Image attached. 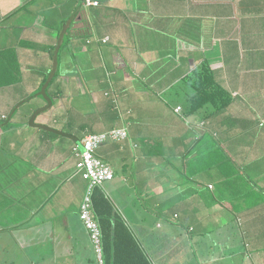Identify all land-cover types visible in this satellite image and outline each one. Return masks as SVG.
<instances>
[{"label":"crops","instance_id":"0c3cea01","mask_svg":"<svg viewBox=\"0 0 264 264\" xmlns=\"http://www.w3.org/2000/svg\"><path fill=\"white\" fill-rule=\"evenodd\" d=\"M90 1L98 5L83 0H0V80L5 72L13 77L0 85V114L22 104L11 132H28L17 135L19 146L32 142L28 152V144L14 151L0 129V232H46L44 239L48 236L45 240L51 244L47 255L30 250L25 254L17 242L18 256L29 258L24 264H99L87 250V229L78 217L86 182L75 167L74 148L82 149V125L94 132L120 125L104 115L112 108L113 94L121 106L136 105L137 111L122 119L133 136L142 137L143 152L158 138L173 152L184 139L167 136L184 137L187 132L205 138L204 145L218 144L227 162L223 171L213 168L204 174L205 169L185 166L184 157L176 161V170L163 172L172 154L168 149L157 157L147 153L134 158V167L129 153L119 152L117 145L106 143L96 150V157L115 173L101 191L151 264H177L181 252L194 254L196 246L212 252L209 262L201 264H237V259L240 264H264V127L258 125L264 121V0ZM204 61L230 102L206 119L197 112L182 120L174 109L186 110ZM35 67L43 74L37 88L29 85L37 80ZM53 68L57 75L50 90L57 105L44 114L64 134L56 145L45 146L33 137L35 129L30 130L27 121L35 108L44 106L31 96ZM75 96L79 98L73 102ZM139 96L144 99L140 106L133 102ZM177 98L182 103L171 101ZM132 142L141 148L134 138ZM148 173L157 181L139 187L136 180ZM173 198L174 219L166 222L177 233L158 239L155 229H162V217L153 209ZM147 214L154 215L155 229L146 226ZM182 226L185 236L178 235ZM1 247L4 264L19 263L18 256ZM214 250H222V255L215 257Z\"/></svg>","mask_w":264,"mask_h":264},{"label":"trees","instance_id":"16d2710c","mask_svg":"<svg viewBox=\"0 0 264 264\" xmlns=\"http://www.w3.org/2000/svg\"><path fill=\"white\" fill-rule=\"evenodd\" d=\"M83 2L86 4V0H83ZM102 42L105 43L106 41L102 40ZM55 63L57 65L56 59H55ZM56 75H57L56 68H53L52 71L49 73V75H47L44 78V80L40 83V87L38 88V90L32 94L31 97L33 98L39 97V99H42L44 106L38 110L35 108L29 115L28 121H27V124L30 130L35 129L34 131L35 135L33 137L37 138L39 142L43 143V145L45 146H50V144L56 145L57 140L62 138L64 134V132L61 131L60 129H57V128L55 129L54 126H52L48 122H45V119L41 121L39 120L38 123L35 122V119L37 120V118L40 117L42 113L46 112L54 104L55 98L53 94L51 93L50 87L53 85L52 83ZM3 78L4 79L0 80V85L7 83V81L8 83H11L13 80L12 79L13 77L6 72L4 73ZM194 78H197L198 80L195 81V83L193 84L194 86L193 94L188 99L187 106L185 107L186 110L184 111L181 106H177L174 109L175 114H177L178 118L182 120L184 119V117H190L196 114L197 112L198 113L196 115L198 117L202 119H206L209 116L211 117L213 115L212 112L218 113L219 111L224 109L225 106H227L230 102V98H228V95L224 93L222 90H220L218 85H216V83L213 81V73L211 72L210 67L205 61L202 62L201 65L199 66L197 76ZM143 85L144 84L140 82V86L138 88L143 90L144 89ZM59 93L62 94L63 91ZM75 98L76 96L73 97V101L75 100ZM111 101L112 102L110 103V105L112 108L107 109L104 115H107L108 118H110L111 123H114V121L117 120L118 122H120V125L111 126L110 129L106 131H102V132H94L91 130L87 131V128H86L87 126L82 125L80 127V134L78 135L79 138H84L85 136H88V135H100V134H105L108 136L109 133H111L112 131H118V130L123 131L125 133V136L123 138L111 139L110 137H106L107 138L106 141H104L100 146L106 143H112L118 146L117 148L119 152H122V153L124 152L125 154H127L128 152L129 156H131V164H130L131 166L130 167H132L134 163L137 161V160H134V158L139 159L145 156L147 153L151 154L152 156L157 157V156L163 155V152L165 149H168V152L172 154L167 160L168 163L162 165L163 172H166V171L171 172L173 170H176V161L179 162L184 157H185V160L183 159L184 160L183 162L185 166L189 167L190 169L194 171H197L196 168L205 169L203 170L204 174L211 173L209 169L211 170L213 168H216V169L219 168L221 171H223L224 166H227L226 165L227 162L224 161V154H223L224 151L222 147H220L218 144H216V146L204 145L203 141L205 140V138L200 137L198 139H195L193 138L194 135H192V133H187V132H186L187 134L185 133L184 137L181 135L179 136V134L177 136L174 134L175 135L174 136L173 134L168 133L169 135L167 136V139L169 140L176 141L179 139H184L183 141L182 140L179 141V143L176 146L177 148L174 146V150H173L174 153L168 147L165 148L166 145L162 144L160 142L161 139L159 138L155 140V142H153L152 145H150L151 147L150 149L146 148L147 150L143 152V148L141 146V144L143 145L142 137L139 134H135L133 136L134 132H130V128L127 124V121L122 119L123 116L127 117V116L132 115V112L133 113L134 111L136 112L137 111L136 105L134 107L131 106V109H128L126 106H121V104L119 105L118 98L117 97L114 98L113 94H111ZM133 102H136L140 106L144 102V99L141 96L137 97V99L135 97L133 98ZM21 106L22 104H17L16 106H12L6 113L0 114V129H4V131H6L5 133H7V136L9 134H13V132H11L12 131L11 124L14 120V117L17 116V113ZM177 108H179L178 111H177ZM70 124H73V123L70 122ZM258 125L260 127H264V121L259 122ZM20 133L22 132H19V131L14 132V134H17V135ZM23 137L24 136L21 135L22 139ZM205 137H207V135H205ZM133 138L135 139L136 143L141 146V148H136L137 145L132 142ZM189 139L191 140V144L187 143ZM4 143L10 146L14 144L12 143L11 140H8V138L7 140L4 141ZM168 144H170V142ZM131 147L132 149L130 150ZM137 150H140V151H137ZM74 151L75 153L77 151V154L74 156L76 157L77 162H78L80 160L79 155L82 149L78 151L77 148H74ZM194 161L196 162L195 164H194ZM102 162L107 164L104 161ZM79 175L81 176L80 173ZM114 177H115V173L113 172V179ZM84 181L86 182V190L84 194V197H85L89 184L86 180ZM108 182H111V181H108ZM108 182H105V183H108ZM102 187L99 188L95 186L91 190V194H90L91 207L89 210L90 216L95 222H97L99 232H100V248H101L102 263L103 264H151L149 257L146 255L144 249L142 248V245L137 242V239L135 238V235L131 231L127 222L123 220L121 215H119L115 211L112 203L106 198V196L101 191ZM208 188L212 189L213 186L210 184L208 185ZM83 199L78 209L79 219L81 215V205L83 203ZM174 202H175L174 198L171 200H168L165 204L162 205L160 209H153L154 210L153 213L157 216V218L162 217V220L164 219L165 221H171L172 219H174L173 215L175 214ZM5 229H9V228H5ZM87 234L89 238L87 250L89 251L93 249L94 254L97 257V254L95 252L94 243L91 241L90 232H88V230H87ZM232 234H235V230H233ZM38 236H39V239H37V244L39 243V245H41L44 243L42 241L44 237H40V235ZM29 250L31 253L32 251L30 248ZM7 264H19V263L12 262V263H7Z\"/></svg>","mask_w":264,"mask_h":264},{"label":"rangeland","instance_id":"374dc122","mask_svg":"<svg viewBox=\"0 0 264 264\" xmlns=\"http://www.w3.org/2000/svg\"><path fill=\"white\" fill-rule=\"evenodd\" d=\"M34 69H35V74L37 75V80H35V79L34 80H30L29 81V85L32 86V87H36L37 88V85L39 83V78L40 77H43V74H42V71H41V69L39 67H35ZM78 98H79V96H77L73 102H76V100H78ZM37 99H39V97H35V100H37ZM89 99L92 100V96L89 97ZM91 100H90V102H91ZM39 101L42 102V99H39ZM109 101H111V98L109 99ZM171 101L182 103V101H181L180 98H177V99H174V100L171 99ZM54 105H57V104L55 103ZM91 109L93 110V108H91ZM91 114L94 115L96 113H91ZM97 115L100 116L98 114V112H97ZM40 118H43V119L46 120V119H48V116H46L43 113V115L42 114L40 115ZM37 119H39V117ZM45 122H48V120H46ZM27 133L28 132H24L22 134H27ZM8 136H9V139L12 141V143H14L12 145V146H14V148H13L14 151H17V149L22 150L21 146H24L26 144H28V145H27V149H26L25 152H28L29 151V148L28 147L31 145L30 143H32V142H29L28 141V143H22V145L19 146L18 145V141H17V139H18L17 134H14L13 133V134H9ZM208 139H210V138L208 137ZM24 142H26V141H24ZM65 146H66V143H65ZM70 147L71 146H69V148ZM135 151H136V149H135ZM133 167H134V165H133ZM49 176H50V174L46 173L45 177L46 178H49ZM150 179L151 180H154V181H157V179L154 176H151V174L148 173L145 177H143L142 175L139 176L138 179L136 180V183H138V186L139 187H141L143 184H145L144 186L147 187V182H149ZM151 182H153V181H151ZM171 186L174 187L175 186L174 183L171 184ZM245 188L246 187H244L243 189H245ZM127 193H130V192L127 191ZM4 213H6V211ZM179 214H180V211H179ZM146 220L147 221H144L145 223L147 222L146 223V226L147 227L153 226L154 229H155V227H156L155 226V222L156 221H155L154 215L153 214L152 215L151 214H147L146 215ZM2 221L3 220L1 219L0 220V224H1ZM161 222H162V225H163L162 229H155V232L159 233L158 234V239H163V237L165 235L166 236L170 235V237H172V236L175 235V233H177L176 229L171 228L170 227L171 225L168 224L164 219L161 220ZM185 227L186 226H182V229H181L180 232H178V235L179 234H181L182 236H185L186 235ZM235 230H238V229L236 228ZM44 236H46V232L40 234V237H44ZM37 239H39V236H38V234L36 235V232L35 233L34 232H32V233L31 232H26V233L23 232V233H20V231L16 232L15 230H12V229H10L9 235H3L0 232V245H2V247H1L2 248V252H3V250H6V252H7L8 255H9V253H11L13 256H16V257L19 254L18 251H17V248H20L18 246V243H17L18 241L22 244V246H24L26 248V250L24 251L25 254H26L27 250H29V248H30L31 251H38V252H36L37 255L39 253H40V255H47L48 254V249L51 247V244H49L45 239H42V241L44 243L41 244V245H39V244H37ZM48 244H49V246H48ZM170 244H171L170 239H168L167 245H170ZM91 249H92V247H91ZM90 251L95 256L93 249L90 250ZM213 252H214L215 257H220V255H222V250H214ZM211 253L212 252H208V250H203V248H201V246H196V249L194 251V254L191 253L189 250L185 249L179 255L180 256V259L178 260L177 264H201L202 262L203 263H207L210 260ZM0 256L3 257V258L6 257L5 254L1 253V250H0ZM32 258H34V257H32ZM25 260H27V261L29 260L28 257L26 258V255L19 257V264H24L25 263ZM240 262H241V259H237V264H240ZM44 263L45 264H48L46 261ZM0 264H4L3 260H0Z\"/></svg>","mask_w":264,"mask_h":264},{"label":"built area","instance_id":"2783aa9c","mask_svg":"<svg viewBox=\"0 0 264 264\" xmlns=\"http://www.w3.org/2000/svg\"><path fill=\"white\" fill-rule=\"evenodd\" d=\"M86 5L97 6L98 3L95 1L86 0ZM179 108H177V111ZM125 133L121 130L112 131L109 135H88L85 136L81 142L82 151L80 152V160L76 164L78 172L82 178L89 184L86 195L81 205L80 220L85 225V228L90 232L91 241L94 243L95 252L98 257L99 264H102L101 260V248H100V232L97 222H95L90 216L89 210L90 194L91 190L96 186L101 188L105 182L113 180V172L109 165L103 163L96 157V150L100 145L106 141V137L111 139L123 138Z\"/></svg>","mask_w":264,"mask_h":264}]
</instances>
